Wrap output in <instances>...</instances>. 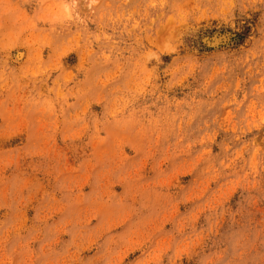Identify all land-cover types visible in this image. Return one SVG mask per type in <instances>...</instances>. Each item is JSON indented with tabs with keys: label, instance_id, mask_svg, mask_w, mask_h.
Masks as SVG:
<instances>
[{
	"label": "rangeland",
	"instance_id": "rangeland-1",
	"mask_svg": "<svg viewBox=\"0 0 264 264\" xmlns=\"http://www.w3.org/2000/svg\"><path fill=\"white\" fill-rule=\"evenodd\" d=\"M0 264H264V0H0Z\"/></svg>",
	"mask_w": 264,
	"mask_h": 264
}]
</instances>
